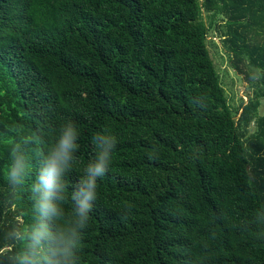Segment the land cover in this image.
<instances>
[{
  "label": "trees",
  "instance_id": "obj_1",
  "mask_svg": "<svg viewBox=\"0 0 264 264\" xmlns=\"http://www.w3.org/2000/svg\"><path fill=\"white\" fill-rule=\"evenodd\" d=\"M209 33L251 87L235 106ZM66 121L80 147L37 250L32 188ZM98 132L118 143L81 228ZM61 235L63 264H264V0H0V264H49Z\"/></svg>",
  "mask_w": 264,
  "mask_h": 264
},
{
  "label": "clouds",
  "instance_id": "obj_2",
  "mask_svg": "<svg viewBox=\"0 0 264 264\" xmlns=\"http://www.w3.org/2000/svg\"><path fill=\"white\" fill-rule=\"evenodd\" d=\"M79 135V130L74 122L66 121L61 124L57 139L49 148L47 155L44 156L37 174L32 188L33 192L40 193L35 207L42 219L32 232L33 245L37 250L43 247L42 241L50 235L43 218L50 219L61 215V211L54 201L64 199L62 177L66 172L71 171L72 162L76 160V153L80 147ZM93 141L97 149L95 157L85 166L76 190L71 193V199L76 204L75 212L79 217L78 223L81 228L88 227L87 221L98 196L97 181L108 173L112 155L118 143L115 135L99 132L95 134ZM28 167L26 158L18 154V146L13 147L6 175L9 182L13 185L23 183ZM64 244L65 240L61 235L56 246L51 250L49 264H63V259L69 255V249L62 247Z\"/></svg>",
  "mask_w": 264,
  "mask_h": 264
},
{
  "label": "rangeland",
  "instance_id": "obj_3",
  "mask_svg": "<svg viewBox=\"0 0 264 264\" xmlns=\"http://www.w3.org/2000/svg\"><path fill=\"white\" fill-rule=\"evenodd\" d=\"M208 47L216 71L219 75V81L225 90V94L228 101L232 105H237L240 102V98L246 100L249 93H251V87H248L245 76L240 74L234 67L230 65V52L225 49L218 37L209 33ZM210 42H213L210 43ZM263 113V105L259 107V114ZM254 130V127L250 128V132Z\"/></svg>",
  "mask_w": 264,
  "mask_h": 264
}]
</instances>
